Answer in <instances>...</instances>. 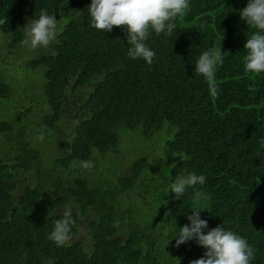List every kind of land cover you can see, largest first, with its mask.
Instances as JSON below:
<instances>
[{
	"label": "trees",
	"instance_id": "trees-1",
	"mask_svg": "<svg viewBox=\"0 0 264 264\" xmlns=\"http://www.w3.org/2000/svg\"><path fill=\"white\" fill-rule=\"evenodd\" d=\"M91 2L0 5V17H8L13 3H34L50 16L64 4L87 11L84 22L69 27L62 56L49 60L50 102L39 110L38 131L22 128L18 149L0 153L8 157L0 162V264H191L206 250L195 240L177 248L176 239L190 224L197 189L207 195L200 202L204 233L223 225L255 249L250 264H264V73L245 71L244 46L256 31L240 16L248 0H190L171 36L151 32L145 42L156 53L151 65L129 58L126 30L91 26ZM213 48L223 53L215 71L218 97L194 71L199 56ZM73 70L88 78L90 98L83 122L65 129L68 147L53 152L66 126L59 124L56 94L61 77ZM5 87L0 84V94ZM50 129L59 130L52 134L57 138L47 137ZM0 131L14 134L7 122H0ZM155 133L167 138L166 159L147 141ZM137 134L145 136L142 145ZM124 136L139 148L125 149ZM155 154L161 163L153 162ZM121 156L131 165L125 174L116 161ZM89 160L94 166L83 168L81 161ZM191 173L205 183L176 199L170 185L178 174ZM66 208L72 209V238L57 247L48 236Z\"/></svg>",
	"mask_w": 264,
	"mask_h": 264
},
{
	"label": "clouds",
	"instance_id": "clouds-1",
	"mask_svg": "<svg viewBox=\"0 0 264 264\" xmlns=\"http://www.w3.org/2000/svg\"><path fill=\"white\" fill-rule=\"evenodd\" d=\"M190 10V0H92L88 8L91 26L98 31L112 32L114 28H121L127 32L129 58L143 59L149 65L153 63L156 53L145 43L151 32L159 35L164 33L171 36L176 28L174 22L177 17L183 16ZM240 16L248 27L256 31L247 39L245 49V71L252 74L264 73V0H248L247 6L240 11ZM6 23L0 20V25ZM56 16H50L47 10H42L37 19L29 20L25 28L26 38L23 45L35 50L47 48L55 39L60 24ZM223 64V53L213 48L204 51L195 63V73L203 76L209 85L210 95L218 97L219 89L215 83V71ZM39 138H44L41 131ZM81 166L90 169L94 166L92 161H81ZM206 178L203 175L178 174L170 185V192L175 193L176 199L181 197L187 188L203 185ZM207 199L206 193L201 190L193 192L194 207L192 215L187 219L190 224L180 228L176 239V247L188 241L195 240L206 251L204 255L191 264H250L254 259L255 249L245 238L232 230H226L223 225L208 230V222L201 219L200 202ZM171 214V213H169ZM72 209L66 208L63 217L55 221L54 229L48 236L57 247H63L71 240ZM47 264H53L48 260Z\"/></svg>",
	"mask_w": 264,
	"mask_h": 264
},
{
	"label": "flooded vegetation",
	"instance_id": "flooded-vegetation-1",
	"mask_svg": "<svg viewBox=\"0 0 264 264\" xmlns=\"http://www.w3.org/2000/svg\"><path fill=\"white\" fill-rule=\"evenodd\" d=\"M0 2L1 8H3V0H0ZM54 8V16H56L58 20L61 17L64 18V23L60 24L58 27L56 39L47 48L40 47L35 49L33 51L34 53L31 54V57L26 58V62H23L25 61L23 56L26 53L23 52L20 55V53H16L11 47L14 44L19 47L23 46L21 42L26 38L24 27L29 20L37 19L40 12L35 10L34 3H31L28 6L13 3L11 11L8 12V17H0V20L6 21V23L0 25V54L4 51L5 43H8L7 51L0 55V84L6 86L5 88L7 89V92L0 94V100L9 101L12 97L20 94L21 102L36 104L39 93H41V96L43 97L48 96V87L52 81V77H50L51 64H49V60L62 56L61 49L65 50L64 46L69 45L71 42L68 39L67 33L72 22L74 20L77 22H84V17L87 15V11H82L81 13L72 12L71 7L66 4L60 7L59 12H57L56 7ZM82 25L84 26V24ZM6 54L14 57L16 56L15 59L17 60H22L23 65L19 66V68L24 67V70L20 73V76L9 75L6 73V71H8L7 65L9 64L13 66L15 64L9 62L8 59L10 57H7ZM61 79V86L56 94V102L62 107L59 124H66V126L60 131L50 129L53 132L47 133L48 138H54L56 136L52 137V134H57L59 131L58 138L60 139L58 140V144H55L52 148L53 152L65 150L64 143L65 145L67 144L68 147V143L65 142L68 140V135L67 133L65 134V129L69 130L67 126L69 124L83 122L85 116L84 108L88 106V100L90 98L88 78L84 73L79 74L77 71L73 70L69 75L62 76ZM35 93H38L37 97H34ZM49 102L50 99L48 98V104ZM46 105L47 104L44 106ZM0 122H3L2 118H0ZM21 127L19 130L22 129ZM26 129L28 130V128ZM12 135L13 134L10 132L0 131V139L4 138L5 144L12 141Z\"/></svg>",
	"mask_w": 264,
	"mask_h": 264
},
{
	"label": "rangeland",
	"instance_id": "rangeland-1",
	"mask_svg": "<svg viewBox=\"0 0 264 264\" xmlns=\"http://www.w3.org/2000/svg\"><path fill=\"white\" fill-rule=\"evenodd\" d=\"M12 49H14V51L16 53H23L25 52L26 54L23 56L25 58L26 62V58L31 57V54L34 53L33 49H31L28 46H16L15 44L11 47ZM8 49V43L6 42L4 45V51L2 54H4ZM0 54V55H2ZM7 57H10L8 60L9 62H13L15 63L13 66L12 65H7L8 67V71H6V73H8L9 75H17L20 76V73L24 70V67L19 68V66L23 65L22 60H17L15 59L16 56H12V55H8L6 54ZM21 57V56H20ZM1 66V65H0ZM5 80V79H4ZM38 93H35L34 97H37ZM20 94H18L15 97H12L11 100L6 101V100H0V118H2L3 122H7L10 123L13 127V135L11 137L12 141L10 143H4V138L0 139V153H4V152H9L13 149H18V142H19V136L20 134H18L19 128L22 125L21 128L26 129L28 128V131L30 133L32 132H37L38 131V125L41 124L42 122V118L39 117L40 113L39 110L42 108L44 101L47 102L48 104V96L47 97H43L41 96V93H39L38 98H37V102L36 104H28L25 102H21L20 101ZM38 103V104H37ZM163 133H155L153 134L151 137L148 138L147 141L152 142V148L154 149H159L160 151H163L164 157L166 159L165 156V148H166V142H167V138L165 136H163ZM167 136V135H166ZM168 137V136H167ZM169 138H172V136L170 135ZM134 139L139 143V144H143V140L145 139V136H143V134H137L136 136H134ZM122 143H123V147L125 149H136L139 148L136 145V142L132 139V136H124L122 139ZM41 144V143H40ZM67 145V144H66ZM147 145L144 144V146ZM65 146V143H64ZM127 147V148H126ZM50 151V152H49ZM47 152L52 153L51 150H47ZM153 162L155 164L157 163H161V158L158 157V154L153 155ZM5 160L8 159V157L0 155V162H3ZM116 161L119 163L120 167H121V171L124 173L128 172L130 170V161L127 157L121 156V157H117ZM116 165L112 164L107 170V177L111 178V172L115 169ZM125 174V173H124ZM22 192H24V188L22 190ZM22 192H20L17 197H21V195L23 194ZM138 199H136L135 201H133V208L136 207V205H138ZM164 242V241H161Z\"/></svg>",
	"mask_w": 264,
	"mask_h": 264
}]
</instances>
